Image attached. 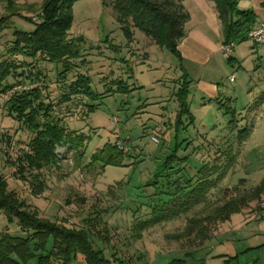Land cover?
<instances>
[{
    "label": "rangeland",
    "instance_id": "374dc122",
    "mask_svg": "<svg viewBox=\"0 0 264 264\" xmlns=\"http://www.w3.org/2000/svg\"><path fill=\"white\" fill-rule=\"evenodd\" d=\"M14 1L20 10L10 17L0 4V22L5 21L0 25V61L11 59L6 51L16 30L34 31L45 2ZM261 1L258 10L264 13ZM182 6L188 19L183 41L178 42L179 60L131 26L132 36L126 37L117 14L101 0L75 2L68 35L79 44L81 56L65 82L57 76L60 65L40 62L41 76L35 80L38 86H22L39 87L45 102L53 105L52 115L68 129L89 136L90 141L77 153L58 146L56 164L39 172L44 191L34 195L36 172L26 168L22 174L18 166L33 133L8 114L1 95L0 178L29 205L24 209L27 213L37 211L38 220L47 218L52 223L89 230L90 243L102 252L107 264H264V210L259 208L264 198L232 220L218 223L210 233L212 239L202 244L196 235L184 234L185 226L190 217L203 218L215 205L201 204L187 215L168 217L162 201L163 178L157 179L158 174L181 169L193 174L204 164L219 167L220 180L210 201L221 196L220 189L238 186L241 194L264 178V103H260L264 99V45L249 39L259 23L253 10L257 7L252 0L238 3V10L253 11L257 21L248 41L230 43L231 54L225 58L213 2L183 0ZM195 44L196 52L192 48ZM184 73L192 118L182 117L176 129L180 106L175 95ZM79 75L89 78L92 91L98 95L94 102L81 96H71L68 102L62 99ZM232 76L234 81L230 82ZM117 80L126 83L129 90L117 92ZM88 104L94 110L86 114ZM114 142L139 150L140 155L129 162L130 166L89 164L98 148ZM83 150L85 155L79 160ZM156 181L157 186H153ZM159 213L167 218L150 222ZM253 213L247 222L240 220ZM3 234L22 239L29 235L16 220L9 221L0 212V240ZM37 259L22 264H37ZM70 264L85 262L77 254Z\"/></svg>",
    "mask_w": 264,
    "mask_h": 264
},
{
    "label": "trees",
    "instance_id": "16d2710c",
    "mask_svg": "<svg viewBox=\"0 0 264 264\" xmlns=\"http://www.w3.org/2000/svg\"><path fill=\"white\" fill-rule=\"evenodd\" d=\"M77 1L79 0H45L37 14L39 23L35 24L34 31L14 32L13 43L6 51L7 57L11 59L0 61V96L15 86L37 85L35 80L41 76L38 68L40 62L60 65L61 70L58 71L57 76L59 80L65 82L66 75L81 56L79 44L68 35L73 20L71 7ZM101 1L104 7H111L117 14V20L122 25L126 37L130 39L132 36L129 30L131 26L150 38L158 47L165 48L179 60L182 59L178 42L184 37V24L188 19V15L183 13V0ZM210 1L214 4L221 25L222 44L248 41V34L257 21L253 11L238 10L237 5L241 0ZM0 4L5 5V12L9 17L17 15L20 10V5L14 0H0ZM4 22L1 20L0 25ZM18 57L21 59H17ZM231 61L233 59L228 60L230 64ZM182 78L184 82L175 95L180 106L176 116V129L181 124L182 117H188L190 120L192 118L187 103L189 94L187 74L184 73ZM9 80L11 81L8 82ZM37 86L30 90H18L4 101L8 114L33 133V138L27 145L28 151L18 160V166L22 174L26 168L36 172L35 179L38 183L34 187V195L44 191L45 184L41 181L39 172L44 167L56 164L55 152L58 146L70 148L77 153L80 147L83 148L84 144L90 141L89 136L68 129L61 119L52 115L53 105L45 102L42 91ZM68 88L69 93L62 97L65 102H68L71 96H81L89 102H94L98 98L86 76H77ZM128 90L126 83L116 81L117 92ZM260 103H264V99H261ZM87 107L86 114L94 110L91 104ZM84 155V150L79 152V160ZM138 156L123 154L117 149L115 142L105 143L91 155L89 164L99 163L104 168L124 167L130 166L129 162ZM220 175L219 167L214 165L210 167L206 164L195 170L193 174L183 173L181 169L166 175H156L157 179L163 178L160 188L163 192L161 194L165 197L162 201L167 207L168 217L187 215L201 204L215 205L203 218L190 217L186 223L184 234L196 235L200 244L212 239L210 233L218 223L229 221L233 215L245 212L253 203H258L264 198V178H262L258 185L244 190L241 194H238V186L220 189L221 196L210 201L211 195L214 196L211 191L217 188ZM243 182V179L238 181L239 184ZM156 183L157 181L152 185L157 186ZM27 208L29 205L18 199L15 192L9 191L6 181L0 178V212L7 216L9 221L16 220L20 229L29 233L26 239L6 234L1 236L0 264H22L36 257L37 264H70L77 254L82 256L85 264L108 263L104 260L101 251L94 250L89 241V230L52 223L47 218L38 220L35 217L38 215L37 211H33L34 215L29 214L24 210ZM167 216L159 213L150 222L158 223Z\"/></svg>",
    "mask_w": 264,
    "mask_h": 264
},
{
    "label": "built area",
    "instance_id": "2783aa9c",
    "mask_svg": "<svg viewBox=\"0 0 264 264\" xmlns=\"http://www.w3.org/2000/svg\"><path fill=\"white\" fill-rule=\"evenodd\" d=\"M249 39L255 45H264V22H259L257 24L256 28L252 32H250ZM232 47H233V44H230V45L228 44V45H223L222 46V53H223V56L225 58L230 56ZM233 81H234V77L232 76L230 78V82H233ZM29 89L30 88L25 87V86H15L11 90H9L6 93L2 94L1 98L4 101H7L16 91H18V90H29ZM112 122L116 123L117 120L114 119ZM154 141L157 142L156 139H154ZM115 146L117 147V149L119 151H121L125 155H127V154H135L137 156L140 155V151L139 150H134L133 148H130L129 146H125V145H123V144H121L119 142H116ZM63 149L65 150L64 147H63ZM57 157L59 158L58 154H57ZM259 208H260L261 211L264 210V199H262L260 201Z\"/></svg>",
    "mask_w": 264,
    "mask_h": 264
},
{
    "label": "crops",
    "instance_id": "0c3cea01",
    "mask_svg": "<svg viewBox=\"0 0 264 264\" xmlns=\"http://www.w3.org/2000/svg\"><path fill=\"white\" fill-rule=\"evenodd\" d=\"M253 2H254V5H255V7H257V10L255 9V8H253V10H254V13L257 15V18H258V22H264V13H262V11L261 10H258V5H261V0H252ZM262 13V14H261ZM180 41H183V38L180 40ZM179 41V42H180ZM178 48H179V51H180V49H181V47L180 46H178ZM193 50L196 52L197 51V45L195 44L193 47ZM180 53H181V51H180ZM192 53V52H191ZM181 56H182V53H181ZM254 215V213L253 214H250L249 216H245V218L242 216L241 217V219L240 220H242L243 222H247V220H249V219H251V217ZM233 216H235V215H233ZM232 216V217H233ZM232 217H231V219L230 220H232Z\"/></svg>",
    "mask_w": 264,
    "mask_h": 264
}]
</instances>
